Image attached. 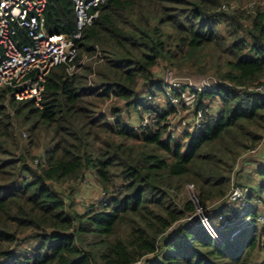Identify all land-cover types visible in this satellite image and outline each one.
I'll list each match as a JSON object with an SVG mask.
<instances>
[{
    "label": "trees",
    "instance_id": "1",
    "mask_svg": "<svg viewBox=\"0 0 264 264\" xmlns=\"http://www.w3.org/2000/svg\"><path fill=\"white\" fill-rule=\"evenodd\" d=\"M250 1L107 0L76 42L74 60L50 70L40 107L6 100L2 89L0 264H264L256 262L264 256V224L257 221L264 162L254 171L257 195L241 184L248 191L242 215L226 199L233 163L264 131V93L247 91L264 85V0L250 14L232 9ZM43 19L48 35L76 31L72 0H46ZM15 38L29 43L24 29ZM160 68L220 82L200 93L188 89L196 108L214 112L184 142L172 140L163 123L174 112L169 96L184 88L157 77ZM159 97L164 113L152 106ZM151 110L155 127L135 131L124 120ZM11 116L26 134L19 157ZM245 165L240 173L247 175ZM85 172L107 203L78 213L52 186ZM187 185L197 203L183 195ZM198 207L217 225L215 240L201 221H188ZM224 212L235 221L219 230ZM23 242L26 252L19 251Z\"/></svg>",
    "mask_w": 264,
    "mask_h": 264
},
{
    "label": "built area",
    "instance_id": "2",
    "mask_svg": "<svg viewBox=\"0 0 264 264\" xmlns=\"http://www.w3.org/2000/svg\"><path fill=\"white\" fill-rule=\"evenodd\" d=\"M107 0H72L75 13L76 31L72 36L62 34L48 35L44 28L43 12L46 6V0H0V92L7 88L6 100L13 98L16 101L33 100L40 107L41 92L43 84L50 70L60 64H67L74 60L78 48L76 42L81 38L83 30L91 26L98 17L99 10L104 6ZM226 10V6H222ZM26 31L29 43L20 45L16 40L17 29ZM203 81L198 82L194 78H181L180 83L164 82L170 87L184 91L179 93V97L169 96L170 104L174 112L167 115L163 122L166 126V134L172 139H181L184 142L186 134L198 132L203 124L213 115V106L207 105L202 108H196L195 96L188 92L192 89L197 93L204 90H210L217 87L220 82L211 76H203ZM172 80V79H171ZM247 91L264 93V85H258L248 88ZM238 95H243L241 88L237 89ZM185 94L193 101L190 106L185 108L183 99ZM162 104L153 102L152 106L157 107L160 113H164V98ZM149 100V97H147ZM157 100V99H156ZM178 108L192 109L193 119L191 121L182 120L176 126H172L168 119L178 114ZM158 122V113L151 111L143 112L138 124L132 129L140 131L142 128L155 127ZM23 138L26 134L22 133ZM256 148H248L241 152L236 158L232 175L243 168L245 162L254 156ZM186 190L191 192L193 198H196L193 185H187ZM247 189L242 188L234 182L233 177L230 180V187L226 196L227 202L232 205L235 202L241 208L240 214L244 212L246 205ZM107 194L101 190L99 204L105 206L107 203ZM193 198L189 199L193 202ZM197 203V198L196 202ZM201 221L207 233L216 239V232L211 225L209 215L200 207L197 208L195 217L188 221ZM218 229L222 230L230 226L235 221V216L229 212H224L218 217ZM257 221L264 224V214H259Z\"/></svg>",
    "mask_w": 264,
    "mask_h": 264
},
{
    "label": "rangeland",
    "instance_id": "3",
    "mask_svg": "<svg viewBox=\"0 0 264 264\" xmlns=\"http://www.w3.org/2000/svg\"><path fill=\"white\" fill-rule=\"evenodd\" d=\"M261 4H258L257 0H252L250 2H247L245 4H238V3H233L232 4V9H239L242 10L243 12H245V14H250V11L254 9L255 6H258ZM232 11H230V13H232ZM87 61L89 60H85V58L82 59V63L86 64ZM173 71L166 74L163 69H156V75L157 77L161 75V77L165 80H167L168 82H174V83H178L181 84L179 80H181V78H194L196 80H198V82H202L203 79V74H201V72H195V71H189L188 69H172ZM172 79V80H171ZM156 102H158L160 105L162 104V99L161 98H157ZM183 104L185 106V108L187 106H190L193 101L190 97H188L187 94H185V97L183 99ZM104 109V107L100 108V111H102ZM178 114H176L175 116L171 117L169 120V122L171 123L172 126H176L178 125L179 122H181L182 120L185 121H191L193 119V113H192V109H184V108H178ZM124 120L125 122L128 124V126H130L131 128L135 127L138 124V119L131 115V116H127V114H125L124 116ZM10 124L12 126V131H13V136L14 138L17 140L18 142V147H19V151L15 152L16 157L19 156H23L21 149L22 147H24L26 145V140L23 138L22 136V132H24L23 129L19 128L17 126V123L15 121V119L11 116L10 118ZM21 134V135H20ZM250 148H256L257 152L254 156L250 157V159H248L245 163H250L251 167H250V171H249V181H246V174L245 173H240L241 169H239L238 172L234 173L232 175V170L230 173V179H229V185H228V190H227V194L229 191V187H230V180L233 177L234 182L239 185L240 187H242L241 184L244 185H248L251 189V192L254 193L255 195H257L258 193L255 191V183H256V174H255V168L260 166L262 164V161H264L263 159H261V156H264V131L261 132V141L259 142V144H257L254 147H250ZM27 161H29L28 159H26ZM234 164V163H233ZM248 165V164H246ZM246 165H244V168H246ZM254 167V169H253ZM233 169V166H232ZM53 190H55L57 193H60L64 200L67 203H71L73 210H75L78 213H81L84 209V206H88L91 205L93 203H96L99 201L100 199V193H101V187L100 185H98L97 181L95 180V178L91 175L90 172H85L82 179L77 180L75 182L72 183H63V184H54L52 186ZM243 188V187H242ZM103 191V190H102ZM226 194V196H227ZM185 197H187L188 199H192L193 196L190 192L186 190V187L184 189V194ZM193 202H196V198H193ZM237 203L232 202V205H235ZM260 209V207H259ZM261 212V210H260ZM214 228H217V225H214ZM29 246V244L27 242H23L20 245L19 251L21 252H26L27 247ZM262 260H264V256L261 254L259 256H257L256 262L260 263L262 262Z\"/></svg>",
    "mask_w": 264,
    "mask_h": 264
},
{
    "label": "crops",
    "instance_id": "4",
    "mask_svg": "<svg viewBox=\"0 0 264 264\" xmlns=\"http://www.w3.org/2000/svg\"><path fill=\"white\" fill-rule=\"evenodd\" d=\"M260 158L264 160V156H261ZM262 162H264V161H262Z\"/></svg>",
    "mask_w": 264,
    "mask_h": 264
}]
</instances>
